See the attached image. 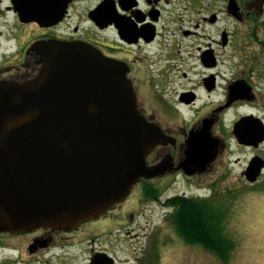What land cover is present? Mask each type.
I'll return each mask as SVG.
<instances>
[{"label":"flooded vegetation","instance_id":"obj_1","mask_svg":"<svg viewBox=\"0 0 264 264\" xmlns=\"http://www.w3.org/2000/svg\"><path fill=\"white\" fill-rule=\"evenodd\" d=\"M49 41L123 64L140 114L163 134L146 157L160 173L76 227L1 230L0 264H161L162 247L188 245L176 200L230 197L221 205L232 211L245 193L264 196V0H0V80L34 78ZM198 179L201 195L175 190Z\"/></svg>","mask_w":264,"mask_h":264},{"label":"water","instance_id":"obj_2","mask_svg":"<svg viewBox=\"0 0 264 264\" xmlns=\"http://www.w3.org/2000/svg\"><path fill=\"white\" fill-rule=\"evenodd\" d=\"M43 50L34 78L0 80V231L76 227L160 173L146 157L163 134L140 114L123 64L81 42Z\"/></svg>","mask_w":264,"mask_h":264},{"label":"rangeland","instance_id":"obj_3","mask_svg":"<svg viewBox=\"0 0 264 264\" xmlns=\"http://www.w3.org/2000/svg\"><path fill=\"white\" fill-rule=\"evenodd\" d=\"M200 181L198 179L190 186L177 181L174 185L175 190L186 193L193 192L195 188H201ZM260 196L257 192L245 193L238 197L240 198L238 203L231 205V207H235L232 211L222 206L224 198L230 197H223L211 202L226 211L227 218L224 226L226 225L227 234L233 237L236 243L227 261H222L198 244L182 246L177 243L175 245L167 244L166 248L162 247L161 264H264V196L259 198ZM144 206L155 208L156 204H145ZM154 211L156 213L157 209ZM154 220L155 216L153 215ZM175 231L176 236L180 237L176 229ZM162 238V244H165L168 238L166 236ZM183 244L185 243L183 242Z\"/></svg>","mask_w":264,"mask_h":264},{"label":"trees","instance_id":"obj_4","mask_svg":"<svg viewBox=\"0 0 264 264\" xmlns=\"http://www.w3.org/2000/svg\"><path fill=\"white\" fill-rule=\"evenodd\" d=\"M144 191L154 192V189L148 187ZM176 202L182 206L178 205L171 218L180 237L189 244L202 246L222 261H227L236 243L234 238L227 234L226 225L224 226L226 211L221 206L193 197Z\"/></svg>","mask_w":264,"mask_h":264}]
</instances>
